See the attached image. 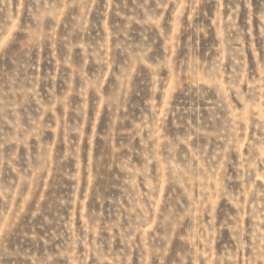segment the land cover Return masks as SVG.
I'll return each mask as SVG.
<instances>
[{"label":"rangeland","instance_id":"1","mask_svg":"<svg viewBox=\"0 0 264 264\" xmlns=\"http://www.w3.org/2000/svg\"><path fill=\"white\" fill-rule=\"evenodd\" d=\"M0 264H264V0H0Z\"/></svg>","mask_w":264,"mask_h":264}]
</instances>
